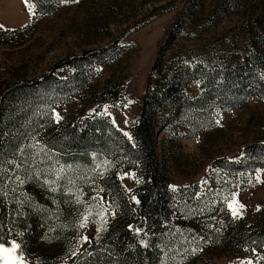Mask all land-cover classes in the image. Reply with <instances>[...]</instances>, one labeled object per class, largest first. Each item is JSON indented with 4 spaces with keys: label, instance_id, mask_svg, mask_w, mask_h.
Wrapping results in <instances>:
<instances>
[{
    "label": "rangeland",
    "instance_id": "374dc122",
    "mask_svg": "<svg viewBox=\"0 0 264 264\" xmlns=\"http://www.w3.org/2000/svg\"><path fill=\"white\" fill-rule=\"evenodd\" d=\"M55 1L53 12L35 16L26 0H0V26L5 30L0 31V87L39 77L63 57L103 51L78 65L57 68L48 88L37 91L30 105L37 121L23 147L45 149L51 133L88 119H103L132 139L131 125L138 118L146 79L148 96H161V72L177 73L188 65L194 74L179 84L178 96L185 101L179 109L192 110L178 111L160 127L162 117L174 111L172 104L160 106L154 124L158 167L173 189L196 185L200 202L208 200L205 195L210 201L225 200L229 216L221 205H214L215 211L202 221L205 226L257 233L264 226V168L254 167L257 159L246 156L244 149L264 142V0ZM176 19L173 37L150 71L157 47ZM27 24L28 29L9 31ZM257 51L262 56L254 60ZM242 64L245 90H253L246 99L245 92L232 96L229 87L237 83L225 80L219 85ZM201 95L210 104L196 110L194 99ZM195 112L205 115L201 118ZM125 154L119 141L113 149L90 154L88 174L70 183L64 193L61 206L69 221L65 239L41 246L51 259L71 264L120 217L108 184L117 177L128 193L143 184L141 163ZM218 159L225 160L223 167L216 164ZM230 163L236 165L232 170L226 168ZM224 240L207 246L196 262L264 264V246L238 249ZM16 256L22 264L36 263L15 252L0 253V264Z\"/></svg>",
    "mask_w": 264,
    "mask_h": 264
},
{
    "label": "trees",
    "instance_id": "16d2710c",
    "mask_svg": "<svg viewBox=\"0 0 264 264\" xmlns=\"http://www.w3.org/2000/svg\"><path fill=\"white\" fill-rule=\"evenodd\" d=\"M55 2L27 0L35 16L53 12ZM177 22L176 19L166 31V38L159 43L150 71L156 69L160 52L169 45ZM29 27L30 24H27L9 31ZM0 31L5 30L0 26ZM101 51L103 49L86 50L78 57H63L39 77L18 80L0 87V240L6 241V246L15 241L19 245L16 253L36 259L35 264H60L58 260L51 259L52 256L46 255V250L41 246L61 244V240L66 237L68 229L65 223L69 221L61 206L64 193L70 190V183L88 174L90 154L113 149L116 141H119L123 142L127 153L125 155L130 154L132 161L138 160L141 163L143 184L133 193H128L123 183L113 177L108 188L120 217L108 225L102 237L95 238L79 251L71 264H198L196 261L202 251L216 243L221 245L220 240L225 239L224 244L229 241L238 249L264 246V226L257 233L233 229L221 231L211 228L208 223L205 226L202 221L215 211L214 205H221L225 217L229 216L224 208L225 200L210 201L209 195H205L208 200L200 202L199 198L196 199V185L173 189L158 167L154 124L160 106H174L173 112L162 117L160 127L178 111H183V114L192 110L185 107L179 109V105H185L184 99L178 96L179 84L194 74L188 65L177 73L161 72V96H148L149 77L146 79L138 118L131 125L132 139L126 138L115 128L111 129L103 119H88L51 133L45 149L29 150L23 147L26 133L36 125L37 120L31 113L30 105L37 97V91L48 88L55 79L54 71L57 68L78 65ZM261 56L260 51L253 55L254 60ZM204 80L207 85L208 77ZM225 80H230L233 85L237 83L229 87L232 96L245 92L243 98L246 99L253 91L245 90L247 82L244 64L227 73L220 87L225 85ZM194 103L191 104H194L196 110L205 109L210 104L203 95L194 99ZM195 114L200 115L199 112ZM244 154L257 159L254 167L264 168V142L247 145ZM223 161L218 159L216 164ZM219 166L223 167V163ZM234 166L230 163L226 168L232 170Z\"/></svg>",
    "mask_w": 264,
    "mask_h": 264
},
{
    "label": "snow or ice",
    "instance_id": "6c2138e0",
    "mask_svg": "<svg viewBox=\"0 0 264 264\" xmlns=\"http://www.w3.org/2000/svg\"><path fill=\"white\" fill-rule=\"evenodd\" d=\"M63 2H68V0H63ZM29 10L31 11V8ZM57 120H59V115H57ZM125 135H127V133H125ZM229 207L232 208V205L229 204ZM241 207H243V205H241ZM232 214L233 216L237 215V212L235 209H233ZM80 226L84 227V224H81ZM83 239L87 240V237H84ZM6 245H7L6 241L0 240V253H15L17 249H19V245L15 242H12L10 246H6ZM4 264H22V261H20L19 257L16 256V257H13L11 260L5 258Z\"/></svg>",
    "mask_w": 264,
    "mask_h": 264
}]
</instances>
